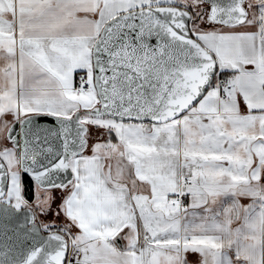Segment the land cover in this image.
<instances>
[{"label": "snow or ice", "instance_id": "1", "mask_svg": "<svg viewBox=\"0 0 264 264\" xmlns=\"http://www.w3.org/2000/svg\"><path fill=\"white\" fill-rule=\"evenodd\" d=\"M21 213L0 264H264V0H0Z\"/></svg>", "mask_w": 264, "mask_h": 264}, {"label": "water", "instance_id": "2", "mask_svg": "<svg viewBox=\"0 0 264 264\" xmlns=\"http://www.w3.org/2000/svg\"><path fill=\"white\" fill-rule=\"evenodd\" d=\"M24 222V216L23 214H18L17 218L9 220V221H5L2 217H0V244H2L5 240L4 237V224L8 225V232L7 235L8 236H13V231L12 229L15 228L18 224L23 223ZM15 241H9V243H14ZM32 243L31 240H27L24 242L25 246H30Z\"/></svg>", "mask_w": 264, "mask_h": 264}, {"label": "crops", "instance_id": "3", "mask_svg": "<svg viewBox=\"0 0 264 264\" xmlns=\"http://www.w3.org/2000/svg\"><path fill=\"white\" fill-rule=\"evenodd\" d=\"M118 244L122 246L124 244V241H118ZM197 259H198V257L191 256V255L189 256L190 261L195 262Z\"/></svg>", "mask_w": 264, "mask_h": 264}, {"label": "trees", "instance_id": "4", "mask_svg": "<svg viewBox=\"0 0 264 264\" xmlns=\"http://www.w3.org/2000/svg\"><path fill=\"white\" fill-rule=\"evenodd\" d=\"M28 198H29V199H32L33 197L31 196V194H28Z\"/></svg>", "mask_w": 264, "mask_h": 264}]
</instances>
